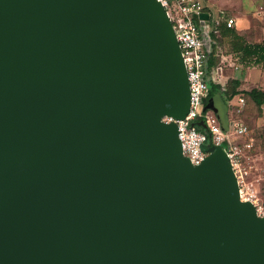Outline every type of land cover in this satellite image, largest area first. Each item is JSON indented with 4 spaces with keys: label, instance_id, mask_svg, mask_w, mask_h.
Returning a JSON list of instances; mask_svg holds the SVG:
<instances>
[{
    "label": "water",
    "instance_id": "95a60500",
    "mask_svg": "<svg viewBox=\"0 0 264 264\" xmlns=\"http://www.w3.org/2000/svg\"><path fill=\"white\" fill-rule=\"evenodd\" d=\"M207 53L208 12L198 15ZM189 84L157 0H0V264H264V216L174 121ZM227 131L218 90L205 98Z\"/></svg>",
    "mask_w": 264,
    "mask_h": 264
},
{
    "label": "rangeland",
    "instance_id": "374dc122",
    "mask_svg": "<svg viewBox=\"0 0 264 264\" xmlns=\"http://www.w3.org/2000/svg\"><path fill=\"white\" fill-rule=\"evenodd\" d=\"M213 19L208 23L211 50L214 49L215 65L211 69V81L221 79L222 87L239 79L242 91L257 87L264 90V62L256 64L241 53L233 52L230 38L222 35L224 17L234 16L237 27L232 26L248 42L264 40V0H201ZM216 30L213 32V30ZM212 34L214 36H212ZM214 45V46H213ZM214 48H213V47ZM211 76L214 77L211 78ZM245 103L239 106V100L234 97L226 103L229 127L227 138L232 145L237 146L236 159L242 189L245 195L253 193V199L264 211V105L261 110L250 102L246 95ZM239 109V110H238ZM212 113L211 111H209ZM243 123L246 126L244 134L234 132V124Z\"/></svg>",
    "mask_w": 264,
    "mask_h": 264
},
{
    "label": "built area",
    "instance_id": "2783aa9c",
    "mask_svg": "<svg viewBox=\"0 0 264 264\" xmlns=\"http://www.w3.org/2000/svg\"><path fill=\"white\" fill-rule=\"evenodd\" d=\"M157 1L161 3L172 23L189 84V106L185 117L183 119L163 117L162 121H174L176 123L182 154L189 159L192 165H197L207 155L205 151L207 133L204 130H198L196 126L192 125L193 121L199 119L201 116L204 117L213 144H220L228 136L227 131L222 130L218 119L212 111V113L209 110L203 112L204 99L208 96V84L205 73L208 53L200 34L198 18V15L204 12L203 4L201 0ZM195 19L198 20V25L195 23ZM224 22L227 27H231L234 24V19L227 17L224 18ZM205 27H207L206 24ZM238 100L239 106H242L244 99L238 97ZM234 126L235 133L244 134L246 132V126L243 123L236 122ZM237 152V146L232 145L229 141L226 155L238 183L240 200L250 201L254 205L257 215L262 217L264 216V211H260V207L257 206V203L253 199V193L245 195L242 189L241 179L237 174L239 166L236 159Z\"/></svg>",
    "mask_w": 264,
    "mask_h": 264
},
{
    "label": "trees",
    "instance_id": "16d2710c",
    "mask_svg": "<svg viewBox=\"0 0 264 264\" xmlns=\"http://www.w3.org/2000/svg\"><path fill=\"white\" fill-rule=\"evenodd\" d=\"M204 12L209 13L208 23L213 19L209 8L203 5ZM195 23L198 25V20L195 19ZM216 31L215 29L213 32ZM212 31H208L209 36H211ZM222 35L228 36L230 38V45L233 52L241 53L242 57L249 58L253 60L254 63L259 64L264 62V40L260 42H248L244 37L239 34L236 29L227 27L226 24L222 29ZM212 36H214L212 34ZM211 40V39H210ZM214 46V45H213ZM212 46V47H213ZM214 48V47H213ZM215 65L214 60V49L210 50V53L207 55L205 73L208 84V96L212 93L220 90L222 98L225 103L230 102L234 97H242L245 103V97L252 102L258 109L261 110V107L264 105V90L253 87L249 90L242 91L239 89L241 81L239 79H232L231 83L225 87H222L219 83H215L210 79V72L213 66ZM205 102V99H204ZM198 130L202 131L201 128L197 127Z\"/></svg>",
    "mask_w": 264,
    "mask_h": 264
},
{
    "label": "crops",
    "instance_id": "0c3cea01",
    "mask_svg": "<svg viewBox=\"0 0 264 264\" xmlns=\"http://www.w3.org/2000/svg\"><path fill=\"white\" fill-rule=\"evenodd\" d=\"M209 14V13H208ZM227 17H231V18H233L234 19V24L232 25V26H236L237 27V21H236V19H235V17L234 16H226V17H224V18H227ZM223 18V19H224ZM209 20V19H208ZM208 20L207 21H205V24H206V26L208 25ZM208 27V26H207ZM206 27V28H207ZM238 28V27H237ZM208 30V29H207ZM213 79H214V77L213 76H211ZM215 83H222V81H221V79H218V81H214Z\"/></svg>",
    "mask_w": 264,
    "mask_h": 264
}]
</instances>
